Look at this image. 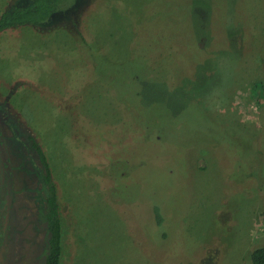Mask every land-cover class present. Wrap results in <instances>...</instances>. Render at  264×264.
<instances>
[{
    "label": "rangeland",
    "instance_id": "obj_1",
    "mask_svg": "<svg viewBox=\"0 0 264 264\" xmlns=\"http://www.w3.org/2000/svg\"><path fill=\"white\" fill-rule=\"evenodd\" d=\"M58 11L54 25L0 34V88L48 153L62 264H247L264 203L255 148L235 137L264 129V0Z\"/></svg>",
    "mask_w": 264,
    "mask_h": 264
},
{
    "label": "flooded vegetation",
    "instance_id": "obj_2",
    "mask_svg": "<svg viewBox=\"0 0 264 264\" xmlns=\"http://www.w3.org/2000/svg\"><path fill=\"white\" fill-rule=\"evenodd\" d=\"M34 141L43 149L0 88V264H45L47 204Z\"/></svg>",
    "mask_w": 264,
    "mask_h": 264
},
{
    "label": "trees",
    "instance_id": "obj_3",
    "mask_svg": "<svg viewBox=\"0 0 264 264\" xmlns=\"http://www.w3.org/2000/svg\"><path fill=\"white\" fill-rule=\"evenodd\" d=\"M66 0H27L16 4L9 5L4 11L0 13V34H5L7 31L22 26L45 27L54 25L56 18L60 12L59 6ZM201 42V41H200ZM201 48V47H200ZM203 49V48H202ZM258 61L261 69L264 71V36L259 41V49L257 53ZM30 128V127H29ZM194 126L192 127V129ZM193 131V130H192ZM191 131V133H192ZM217 128H213V135ZM227 137H233L231 133H227ZM236 147L245 146L248 144V149L256 151V161L259 170V196L264 203V129L253 138L245 137L244 140L240 137H235ZM160 140L155 139L149 141L151 150H159L158 146ZM32 149L37 153L38 161L42 166V178L45 188V200L47 204L46 221L47 230L49 234L48 249L45 256V264H62L64 249L63 241L65 238L64 220L61 216L59 206V191L55 185L53 171L49 160H47L45 152L37 141L32 144ZM156 150V151H157ZM165 155V154H164ZM160 159L152 163H159ZM154 226L159 228L162 226V218L157 209L153 211ZM166 235L161 233V239H165ZM247 264H264V242L252 245L246 253Z\"/></svg>",
    "mask_w": 264,
    "mask_h": 264
}]
</instances>
